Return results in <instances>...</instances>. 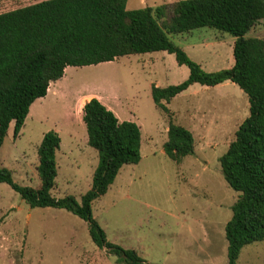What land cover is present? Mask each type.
<instances>
[{"label": "rangeland", "instance_id": "rangeland-1", "mask_svg": "<svg viewBox=\"0 0 264 264\" xmlns=\"http://www.w3.org/2000/svg\"><path fill=\"white\" fill-rule=\"evenodd\" d=\"M39 1L0 0V13ZM174 1L128 0L127 8ZM170 36L207 71L232 64L235 37L228 32L205 26ZM247 36L264 38V18ZM188 75V66L167 51L73 66L60 84L61 94L35 101L20 139L14 138V123L10 127L0 148V167L12 170L19 184L39 187L38 147L43 135L58 127L63 148L57 152L53 194L80 200L92 185L98 152L88 144L74 103L79 93L100 91L121 120L136 121L142 130L140 161L124 165L108 192L93 202V214L108 239L135 249L152 264H228L225 226L239 193L225 179L220 157L249 115V98L226 80L216 86L195 83L164 101L168 112L157 106L152 85L178 84ZM171 121L195 138V153L181 162L164 152ZM73 136L83 139L80 149H70ZM0 264L127 263L98 247L81 217L61 208L31 207L9 184L0 183ZM238 264H264V240L244 246Z\"/></svg>", "mask_w": 264, "mask_h": 264}, {"label": "trees", "instance_id": "trees-1", "mask_svg": "<svg viewBox=\"0 0 264 264\" xmlns=\"http://www.w3.org/2000/svg\"><path fill=\"white\" fill-rule=\"evenodd\" d=\"M128 0H42L0 13V148L14 122V138L25 126L32 104L46 96L52 81L67 66L113 61L131 54L167 51L189 68L188 77L165 87L152 85L154 102L164 111L192 84L216 86L231 80L249 98V115L220 157L228 184L239 193L226 223L228 264H238L240 252L264 240V38L247 33L264 18V0H176L156 7L127 8ZM213 27L235 37L234 64L207 71L170 35ZM88 144L98 152L92 185L80 200L56 197L57 151L60 134L47 131L38 147L39 187L21 185L13 172L0 167V183L9 184L31 207L66 209L84 219L94 243L127 264H152L135 249L111 242L93 214V202L106 194L122 167L141 159L142 130L133 120H121L96 97L83 107ZM164 152L174 161L195 153L188 128L171 121Z\"/></svg>", "mask_w": 264, "mask_h": 264}, {"label": "crops", "instance_id": "crops-1", "mask_svg": "<svg viewBox=\"0 0 264 264\" xmlns=\"http://www.w3.org/2000/svg\"><path fill=\"white\" fill-rule=\"evenodd\" d=\"M13 9H16V8H13ZM12 9V10H13ZM9 11V10H8ZM234 64V58H232V64H231V66ZM230 66V67H231ZM73 69V66H67L66 67V69H65V73H64V75L60 78V79H58V80H56V81H52L51 83H50V86H49V88H48V92H47V94H46V96H48V95H53V96H57V95H59V94H61L62 92H61V89H62V87L60 86V84L65 80V78L67 77V75H68V73H69V71H71ZM195 84V83H194ZM194 84H192L187 90H190V88L194 85ZM187 90H185V91H183L182 93H180L179 95H181V94H183V93H185V92H187ZM101 93L102 92H100V91H95V90H91V91H88V92H82V93H79L78 95H77V97H76V99H75V103H74V112H77V114H78V116L80 117V120H83V107H84V105H85V103L87 102V101H89L91 98H93V97H96V98H98L99 100H101V102H103L106 106H108V108H110V109H112L116 114H117V111L115 110V109H113L111 106H110V104L108 103V102H106V101H103L102 99H101ZM178 95V96H179ZM46 96H44V97H46ZM85 96H87V98L86 99H83ZM44 97H41V98H44ZM177 97V96H176ZM40 99V98H39ZM35 103V102H34ZM34 103L32 104V106H31V108H30V112H31V109L33 108V106H34ZM29 112V113H30ZM29 115V114H28ZM13 123L14 122H12L11 123V125H10V127L11 126H13ZM9 130H10V128H9ZM9 130H8V133H9ZM54 130H56L59 134H61V132H60V130H59V128L58 127H56V129H54ZM22 131H23V129H22ZM22 131H21V133L16 137V139H20V136H21V134H22ZM61 136V135H60ZM83 138H85V137H83ZM61 147H60V149L57 151V152H60L61 150H62V148H63V138L61 137ZM79 141H83V139H78L77 137H75V136H73L72 137V139H71V142H70V145H69V147H70V149H80V143H79ZM84 142H86V141H84Z\"/></svg>", "mask_w": 264, "mask_h": 264}]
</instances>
